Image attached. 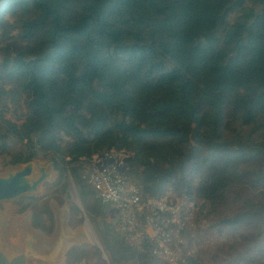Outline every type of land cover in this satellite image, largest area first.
<instances>
[{
    "label": "trees",
    "instance_id": "16d2710c",
    "mask_svg": "<svg viewBox=\"0 0 264 264\" xmlns=\"http://www.w3.org/2000/svg\"><path fill=\"white\" fill-rule=\"evenodd\" d=\"M2 104L0 168L41 154L58 174L18 203L34 230L52 236L49 202L62 204L69 175L83 207L72 222L102 221L78 161L126 151L144 199L200 200L226 240L213 264H264V0H4ZM99 233L101 249L72 247L66 264H163L112 225Z\"/></svg>",
    "mask_w": 264,
    "mask_h": 264
},
{
    "label": "built area",
    "instance_id": "2783aa9c",
    "mask_svg": "<svg viewBox=\"0 0 264 264\" xmlns=\"http://www.w3.org/2000/svg\"><path fill=\"white\" fill-rule=\"evenodd\" d=\"M131 160L132 154L126 151L79 159L81 179L94 192L106 222L128 246L178 264L174 248L191 231L200 200L178 197L170 190L162 199H144L126 178Z\"/></svg>",
    "mask_w": 264,
    "mask_h": 264
},
{
    "label": "rangeland",
    "instance_id": "374dc122",
    "mask_svg": "<svg viewBox=\"0 0 264 264\" xmlns=\"http://www.w3.org/2000/svg\"><path fill=\"white\" fill-rule=\"evenodd\" d=\"M6 109V106L2 104L0 106V109ZM8 110L11 111V113L6 115L7 120H11L14 122H17V119L22 115L21 112L18 113H12L13 109L11 107H7ZM10 108V109H9ZM69 142V140L64 139V143ZM15 151L22 150L21 148L14 149ZM38 166H43L45 164H49V161H46L42 158L41 154H38L37 160L33 161ZM50 166L51 163L49 164ZM6 169L0 168V176H3L6 174ZM80 174V172H79ZM78 177V176H77ZM79 179V177H78ZM68 193L70 195L71 200L68 201L66 198H63L61 200L62 204H59L57 201L50 200V208L54 214L55 218V227L54 232L52 236H45L38 233L39 238L41 239V249L44 251H47L49 248V244L54 240L56 237L57 232V219L58 216H66L67 217V223H66V230L68 233H70L72 236L79 237L78 243L76 245H69L67 246L66 252H68L69 249L76 246L79 248H84L85 246H101V239H100V230L102 228V222H106V219L104 218L102 221L96 220L91 221L87 216L82 217L80 215V218L83 219L82 224H76L72 222L71 220V209L77 208L79 210H83L82 203L80 200L79 191L77 188V180L72 176L69 175L68 178ZM45 185L43 186L41 190V194L44 195L45 193ZM26 204V203H25ZM22 207L16 203L15 205L10 204H4L0 205V224L5 223L8 229L7 234V240L9 245L15 246L18 244V242L21 240L22 230L23 226L26 221L31 222V212H25L21 213ZM208 212L205 211L200 216L196 215L193 218L191 231L188 234H185L183 240L184 242L180 245H178L176 248H174V252L176 255V258L178 259V264H187L188 260L190 259H196L200 261L202 264H213V253L214 250L222 245L226 240L224 237H218L216 236L212 231H207L210 220L207 219ZM31 226V224H30ZM100 229V230H99ZM106 257L104 256V260ZM165 262H163L164 264ZM38 264V263H33ZM61 264H65V257L62 258ZM90 264H96V262H90ZM167 264V263H165Z\"/></svg>",
    "mask_w": 264,
    "mask_h": 264
},
{
    "label": "water",
    "instance_id": "95a60500",
    "mask_svg": "<svg viewBox=\"0 0 264 264\" xmlns=\"http://www.w3.org/2000/svg\"><path fill=\"white\" fill-rule=\"evenodd\" d=\"M3 2L4 0H0V6ZM49 164L38 166L31 162L7 168L6 174L0 176V205H15L26 198L42 197L43 186L55 183L58 178L53 166ZM66 200H71L69 194L66 195ZM28 222H25L21 240L15 246L8 243L6 224H0V264H61L67 253L68 244L78 243L79 237L72 236L66 230L67 217L59 215L56 237L49 244L48 250L44 251L41 249L38 232L33 230ZM97 247L101 249L100 245Z\"/></svg>",
    "mask_w": 264,
    "mask_h": 264
},
{
    "label": "flooded vegetation",
    "instance_id": "af4514ba",
    "mask_svg": "<svg viewBox=\"0 0 264 264\" xmlns=\"http://www.w3.org/2000/svg\"><path fill=\"white\" fill-rule=\"evenodd\" d=\"M31 221V220H30ZM30 224H31V222H30ZM55 229V228H54ZM34 230V229H33ZM36 231V230H35ZM36 232H38V231H36ZM39 233V232H38ZM42 234V233H41ZM101 247V246H100ZM70 250V249H69ZM68 250V251H69ZM67 254V253H66ZM39 264V263H38ZM65 264H66V255H65Z\"/></svg>",
    "mask_w": 264,
    "mask_h": 264
},
{
    "label": "crops",
    "instance_id": "0c3cea01",
    "mask_svg": "<svg viewBox=\"0 0 264 264\" xmlns=\"http://www.w3.org/2000/svg\"><path fill=\"white\" fill-rule=\"evenodd\" d=\"M28 222V221H27ZM29 223V222H28ZM29 226H30V223H29ZM23 231V230H22Z\"/></svg>",
    "mask_w": 264,
    "mask_h": 264
}]
</instances>
